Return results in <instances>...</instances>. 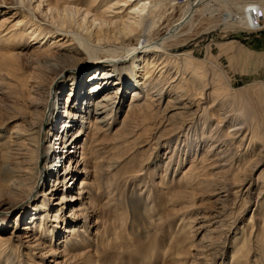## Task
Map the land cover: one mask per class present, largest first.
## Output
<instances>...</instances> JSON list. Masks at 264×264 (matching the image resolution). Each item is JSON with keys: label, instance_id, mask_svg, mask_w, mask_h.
<instances>
[{"label": "bare ground", "instance_id": "1", "mask_svg": "<svg viewBox=\"0 0 264 264\" xmlns=\"http://www.w3.org/2000/svg\"><path fill=\"white\" fill-rule=\"evenodd\" d=\"M222 2L0 0V264H264V80L170 49ZM122 182L189 215L166 245L123 222Z\"/></svg>", "mask_w": 264, "mask_h": 264}, {"label": "rangeland", "instance_id": "2", "mask_svg": "<svg viewBox=\"0 0 264 264\" xmlns=\"http://www.w3.org/2000/svg\"><path fill=\"white\" fill-rule=\"evenodd\" d=\"M178 1L179 3L174 7L175 10L173 9L172 11L173 14L171 13V16H169L170 20L176 19L185 6L183 3L184 0ZM231 1L232 0H225V2H222L225 3L226 6L221 3V7L218 8L220 12L216 10L213 15L204 17L202 16L199 17V20H195V26L193 27V29H191V31H193L189 32L190 35L187 34L189 37L187 35L185 36L186 39L184 45H174L170 49L173 52L185 49L193 50L194 55L199 59H206L208 55H213L215 61L231 77L234 85L236 87H239L246 83L253 82L254 80H264V20L261 21L260 19H258V13L264 10V0H256L258 1L257 3H250L249 0ZM180 5L183 8L180 7ZM230 41H235L236 43H239V46H241L239 47L237 44V46H234L232 48V51L231 49H229L230 52L223 53L215 45L218 42L228 43ZM210 48L211 50H209ZM236 50L238 51V53ZM91 67L92 66H89L90 69H88L89 71L87 70L88 73L86 72V74H89L92 71ZM83 134L84 132L81 133L82 137ZM258 175H264V165L255 174V177H257ZM147 185L148 186L144 188V185L135 186V184H133L132 182L130 184L129 182V184H126V190H128L126 191L125 189H123L125 188V184L123 182L121 183V191L119 192V194L121 203L124 205V208L122 206V211L120 213L123 212L122 214H124L122 219L123 222L131 223L133 221L132 218L134 216V212L145 218L149 217V221H151L152 219L154 221H157V223L153 227L148 229V231L145 233V239H143V242L145 247L150 245L154 247H162L168 242L167 238L171 231V228L169 229V226L171 224L177 226L182 218L188 217L189 215L184 212L175 214V216H169L168 214H166V216L168 217L167 222L162 223L158 221V213L155 210L156 200L153 199L152 194L149 191L151 184L149 183ZM129 187L134 189V192L136 190L135 194H133L132 189L130 190ZM141 191H143L142 194L144 195H142V200H140L139 196V192ZM123 192L124 194H122ZM128 195L130 196L128 197ZM132 195L134 198H130ZM137 195L138 197H136ZM138 199L140 200V202L138 201ZM202 205H207V200H202ZM145 206H150V209L147 207V210ZM255 209L256 208L253 203H249L245 207L243 213V222L240 224V226H246L252 212L255 211L256 216L259 215L258 211ZM153 214H155V216ZM254 223H257V220L254 219ZM125 231H128L127 223H124L123 228L121 229V233L123 235H126ZM128 236L132 238L131 235ZM135 254L136 255L128 259L127 257H125L124 253L122 263L126 264L130 263L131 261L133 263H136L137 261L140 262L143 259V262H145V264L154 263L153 259V261L151 259H145L146 253L137 254L135 252ZM126 255H128V253ZM191 258V255H184L180 257V260L184 261L187 259L188 261ZM230 260L231 256L227 255V261L229 262ZM108 264H111V262L109 261Z\"/></svg>", "mask_w": 264, "mask_h": 264}]
</instances>
